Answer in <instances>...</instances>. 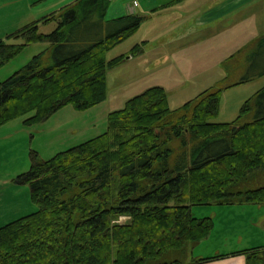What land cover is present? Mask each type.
Segmentation results:
<instances>
[{
  "label": "trees",
  "instance_id": "obj_1",
  "mask_svg": "<svg viewBox=\"0 0 264 264\" xmlns=\"http://www.w3.org/2000/svg\"><path fill=\"white\" fill-rule=\"evenodd\" d=\"M174 0L172 2H180ZM110 0H76L0 40V68L27 46L46 51L0 82V127L33 113L39 123L71 105L87 110L107 98V74L128 54L107 53L135 34L146 16L106 19ZM56 22L51 33L40 23ZM228 75L172 110L152 87L110 113L108 130L49 160L32 154L18 177L39 208L0 228V264H200L189 248L206 239L211 218L192 207L264 203V87L231 122H216L229 88L264 76V34L223 63ZM121 218H129L121 222ZM264 264V247L246 250Z\"/></svg>",
  "mask_w": 264,
  "mask_h": 264
},
{
  "label": "rangeland",
  "instance_id": "obj_2",
  "mask_svg": "<svg viewBox=\"0 0 264 264\" xmlns=\"http://www.w3.org/2000/svg\"><path fill=\"white\" fill-rule=\"evenodd\" d=\"M75 1L0 0V40L21 43L22 38H15L9 32L21 29ZM165 1L168 0H110L106 19L112 20L128 14L139 15L141 8L137 7L138 4L151 8L158 2ZM204 3V0L196 2L198 5ZM197 14L200 19L199 12H196ZM5 21H11L15 25L10 24V27H6ZM173 21L171 15L151 17L135 34L107 53V58L112 59L128 54L135 45L142 44L143 41L148 42L143 54L135 57L128 54L121 65L108 71L105 101L82 111L68 105L47 120L33 124L26 123L33 115L30 113L0 127V228L37 212L39 208L31 196L29 185L18 182V177L31 168L33 153L38 154L43 160H49L60 152L105 133L108 130L111 112L122 109L131 98L152 87H162L166 91L172 110L181 107L203 91L220 83L226 76V69L221 62H225L227 59L224 58L233 51L230 48L238 41L255 36L252 26L243 25L232 27L234 33L225 29L215 40L209 41L211 33L208 28L199 26L200 21L191 19L183 30L177 28ZM56 27V22L40 23V32L51 33ZM255 31L257 34V26ZM48 48L47 43L41 42L27 46L0 68V82L8 79L34 56ZM263 87L264 76L224 91L221 96L220 113L215 121L235 120L243 104ZM217 207L215 205L192 207L193 216L198 219L211 218L215 226L211 230L207 244L189 248L188 262L202 252L212 253L211 246L215 243L220 246L223 241L227 242L226 246L229 242L232 243L231 246L238 243L241 230L238 231L237 225H240L243 217L245 220L243 225L248 229L252 228V220L245 211L233 208L235 210L233 213L225 210L222 212ZM243 212L246 215L242 214ZM128 219L120 220L126 222ZM242 234L247 237L246 232L242 231ZM244 240L246 238L242 241ZM222 252L228 253L231 250L225 249ZM242 255L245 256L247 264L245 253L242 252ZM229 256L230 254H226L223 260H219L223 258L219 257L200 264H235V261L228 259Z\"/></svg>",
  "mask_w": 264,
  "mask_h": 264
},
{
  "label": "crops",
  "instance_id": "obj_3",
  "mask_svg": "<svg viewBox=\"0 0 264 264\" xmlns=\"http://www.w3.org/2000/svg\"><path fill=\"white\" fill-rule=\"evenodd\" d=\"M12 1L16 2L20 0H12ZM172 1L174 0L158 2L156 6H152L151 8H149V6L148 8H145L141 6V4L140 5L138 4L137 7L141 8V10H139V12H141L139 15L146 16L147 19L145 21L155 16L165 17L171 15L173 16L174 19L173 24H175L177 28H182V30L185 29L188 23H190L191 19H196L200 21L199 22L200 27L208 28V31L211 33V38L209 41L215 40L218 37V35L222 33L225 29H227V32L234 33V30L231 29L234 26L236 28L243 25L252 26L253 27L252 32H255V36L249 37L248 40L244 39L238 41L237 44H235L232 48H230V50L233 51L228 54L229 56L238 49L248 45L249 43L253 42L255 39L259 38L261 35L264 34V0H204L205 3L203 5L196 4V2H200V1L202 2L203 0H182L180 2H176L173 4ZM196 12H199L200 19H198V14L196 15ZM5 24L6 27H10V24L15 25L11 21H5ZM227 24H229L230 26H226ZM255 26L258 27L257 34L255 31ZM17 30H12L9 33L12 34ZM143 42L148 43L147 41H143ZM221 63L223 64L224 62ZM225 71H226L225 77H227L228 70L226 69ZM215 206H218L217 209L220 208L222 212L223 210H225L233 213L235 212L233 208H236L237 211L240 210L245 211L246 213H248L247 215H249V217L252 220V225H251L252 228L248 229V227L243 225L245 220L244 217L242 216L243 219L240 222V225L242 224V226L237 225L238 231L239 229L241 230V234L238 237L239 238L238 243H235L232 246H231L232 244L231 242H229L227 246H226L227 242L225 241L220 243L222 246L215 243L214 245L211 246V248H213L212 250H210L212 251V253L206 254L205 252H202L200 254H197L194 258L203 259L207 257L217 256V257H223L222 259H219V260H223L226 254H230L228 259L235 261V264H239L240 260H241V264H245V259H244L245 256L242 255V252L244 253V251L246 250L264 247V203L242 204V205L239 204L215 205ZM245 212H243L242 214L246 215ZM249 217L247 218V223H249L250 221ZM242 231L246 232L247 237L242 234ZM208 237L206 238L207 240L204 239L199 244H207L209 242ZM244 238H246V240L242 241ZM225 249H230L231 252L223 253L222 251Z\"/></svg>",
  "mask_w": 264,
  "mask_h": 264
}]
</instances>
